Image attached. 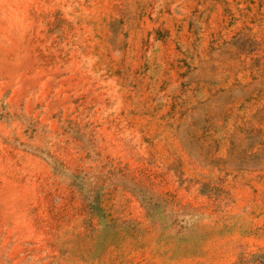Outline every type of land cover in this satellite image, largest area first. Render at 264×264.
Instances as JSON below:
<instances>
[{
	"label": "rangeland",
	"instance_id": "1",
	"mask_svg": "<svg viewBox=\"0 0 264 264\" xmlns=\"http://www.w3.org/2000/svg\"><path fill=\"white\" fill-rule=\"evenodd\" d=\"M0 264H264V0H0Z\"/></svg>",
	"mask_w": 264,
	"mask_h": 264
}]
</instances>
